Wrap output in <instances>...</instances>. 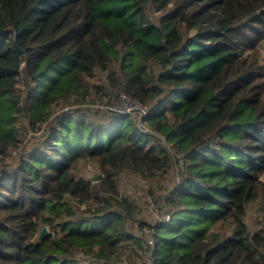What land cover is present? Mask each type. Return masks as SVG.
I'll use <instances>...</instances> for the list:
<instances>
[{"label":"trees","instance_id":"16d2710c","mask_svg":"<svg viewBox=\"0 0 264 264\" xmlns=\"http://www.w3.org/2000/svg\"><path fill=\"white\" fill-rule=\"evenodd\" d=\"M261 39L264 0H0V264H264V201L246 221L264 194ZM122 95L146 112L108 108ZM21 116L42 134L1 165ZM175 165L164 217L137 218L122 174Z\"/></svg>","mask_w":264,"mask_h":264},{"label":"rangeland","instance_id":"374dc122","mask_svg":"<svg viewBox=\"0 0 264 264\" xmlns=\"http://www.w3.org/2000/svg\"><path fill=\"white\" fill-rule=\"evenodd\" d=\"M257 54L259 55V59L261 64L264 66V39L259 40L256 43ZM97 82H103L102 78H100ZM20 89L22 90L23 84L22 82L19 83ZM124 96V95H123ZM125 95L123 101L120 102V98L115 99L112 101L108 108L113 106L116 103H119L115 106L117 112L121 113H133L137 116L141 115V110L136 104V100L130 98L129 96ZM94 98H96L94 96ZM91 108H96L98 105H91ZM58 110L64 109L61 107H57ZM111 109V108H110ZM128 109V110H127ZM113 110V109H112ZM19 125H20V132L23 134V144L22 149L16 148L7 156L5 163L1 164L5 166L14 164L17 159L21 156L23 149L30 148L40 137L42 134V130L39 132H34L32 129L27 128L24 126V117L19 118ZM84 174L88 177H91L93 181L97 180L93 177L95 175H99L97 172L98 169L95 165L87 164L84 168ZM99 178V177H98ZM179 178V166L175 165L169 169L168 174L165 177L159 178H149L145 177L142 174L135 173V172H124L120 178V186L119 191L121 194H124L130 198H132L137 206L139 207V212H137V218L145 220L150 223L156 222L158 219L164 217V213L166 211V206L164 205V198L163 195L165 194L166 188L170 187ZM260 180L264 183V165L261 169ZM264 201V194L257 198L254 202H251L246 211V221L250 226H253L254 222L259 218L262 214L261 206L262 202ZM80 210H84L87 205H81ZM91 208L93 205L90 206ZM87 212V211H86ZM166 216V215H165ZM131 225V222L129 223ZM47 227V226H46ZM133 230L138 234H143L145 237L146 233H143L137 226H132ZM48 232V227H47ZM142 254V253H141ZM139 254L138 256L135 255L134 261L129 262L128 259L124 260L121 264H148L151 255H144ZM142 257H141V256Z\"/></svg>","mask_w":264,"mask_h":264},{"label":"water","instance_id":"95a60500","mask_svg":"<svg viewBox=\"0 0 264 264\" xmlns=\"http://www.w3.org/2000/svg\"><path fill=\"white\" fill-rule=\"evenodd\" d=\"M14 45H15L16 49H17L20 53H23V52H24V50H23L21 47H19L18 44L16 43L15 38H14ZM98 177H99V175L97 174V175H95L93 178H94V179H98ZM46 233H47V227L44 225V226L40 229V231L38 232L37 239L40 240V239H41ZM152 257H153V256L151 255V259H152Z\"/></svg>","mask_w":264,"mask_h":264},{"label":"built area","instance_id":"2783aa9c","mask_svg":"<svg viewBox=\"0 0 264 264\" xmlns=\"http://www.w3.org/2000/svg\"><path fill=\"white\" fill-rule=\"evenodd\" d=\"M125 97V95L123 96H121V100H120V102L121 101H123V98ZM127 97V96H126ZM119 102V103H120ZM119 103H116V104H114L113 106H111L110 108L111 109H113V110H117L116 108H115V106L117 105V104H119ZM136 104H137V106L139 107V109L141 110V114H144L145 112H146V109L144 108V107H142L137 101H136ZM128 110V109H127ZM148 243L149 244H151V245H153V242H152V239H148ZM148 264H152V259L150 258V260H149V262H148Z\"/></svg>","mask_w":264,"mask_h":264}]
</instances>
